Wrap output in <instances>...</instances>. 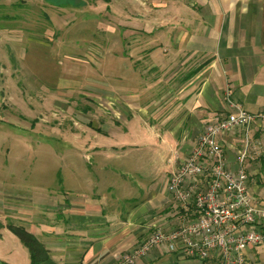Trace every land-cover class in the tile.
I'll return each mask as SVG.
<instances>
[{"label": "rangeland", "instance_id": "obj_1", "mask_svg": "<svg viewBox=\"0 0 264 264\" xmlns=\"http://www.w3.org/2000/svg\"><path fill=\"white\" fill-rule=\"evenodd\" d=\"M161 1L170 2L0 0V203L39 213L34 200L93 195L97 185L130 196L146 191L145 176L164 185L169 146L142 119L126 131L122 112L126 94L153 85L150 58L172 54L161 30L136 31L154 29ZM11 232L26 264L28 248Z\"/></svg>", "mask_w": 264, "mask_h": 264}, {"label": "crops", "instance_id": "obj_2", "mask_svg": "<svg viewBox=\"0 0 264 264\" xmlns=\"http://www.w3.org/2000/svg\"><path fill=\"white\" fill-rule=\"evenodd\" d=\"M154 5L161 10L158 24L150 30L148 25H152L145 22L136 31L149 35L161 30L158 39H171L172 54L167 58L158 54L155 61L150 58L153 85L126 94L122 112L126 131L131 122L143 120L149 133L155 132L169 146L162 166L164 185L157 183V177L144 175L147 186L140 196L113 195L111 184L106 183L103 190L97 185L93 195L34 200L39 213L20 209V203H0V231L10 235L3 238L0 233V264H25L18 255V247L24 249L2 221L10 211L44 243L57 264H124L126 254L151 234L154 225L168 229L188 220V211L175 204L166 188L169 174L191 152L205 124L229 111L226 93L246 111L264 112V0H170ZM164 11L170 14L165 16ZM166 26L176 30L164 31ZM154 87L155 94H147ZM245 135L249 139L244 164L249 185L264 201V176L260 175L264 170V119L226 133L225 159L237 170V150L244 147ZM101 168L105 175L111 171L107 165ZM5 206L10 211L4 213ZM247 256V264H264V244L247 249ZM26 259L30 264V254ZM216 263V259L201 261L164 245L129 264Z\"/></svg>", "mask_w": 264, "mask_h": 264}, {"label": "built area", "instance_id": "obj_3", "mask_svg": "<svg viewBox=\"0 0 264 264\" xmlns=\"http://www.w3.org/2000/svg\"><path fill=\"white\" fill-rule=\"evenodd\" d=\"M226 94L229 111L205 124L191 152L169 174L166 188L175 204L188 211V220L168 229L154 225L151 234L126 254L124 264L164 245L201 261L247 264V249L264 244V201L253 194L244 165L248 136L237 150V170L225 159L223 141L226 133L264 119V112L252 114L230 92Z\"/></svg>", "mask_w": 264, "mask_h": 264}, {"label": "trees", "instance_id": "obj_4", "mask_svg": "<svg viewBox=\"0 0 264 264\" xmlns=\"http://www.w3.org/2000/svg\"><path fill=\"white\" fill-rule=\"evenodd\" d=\"M197 72L198 69L194 70L191 74ZM8 227L17 235L24 246L28 248L30 264H57L51 258L49 250L43 245L44 243L34 233L29 232L26 227L16 223H9Z\"/></svg>", "mask_w": 264, "mask_h": 264}]
</instances>
